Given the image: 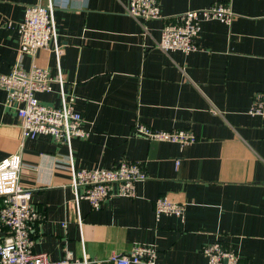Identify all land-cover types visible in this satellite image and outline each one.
Masks as SVG:
<instances>
[{"label":"crops","instance_id":"crops-1","mask_svg":"<svg viewBox=\"0 0 264 264\" xmlns=\"http://www.w3.org/2000/svg\"><path fill=\"white\" fill-rule=\"evenodd\" d=\"M54 6L61 56L38 50L18 56L17 25L30 5ZM127 0H0V74L35 63L63 80L88 132L70 146L40 134L23 138L15 109L0 89V160L20 152V185L40 215L32 251L61 260L88 255L87 264H112V252L134 244L157 250V264H206L202 248L218 241L240 264H264V117L250 115L264 99V0H160L162 19L138 22ZM223 6L230 23H200L196 51L155 47L162 25L188 10ZM37 93L59 106L57 84ZM153 130H187L190 145L132 135L135 123ZM110 168L139 162L146 174L135 196L113 197L92 210L74 203L67 166ZM178 162V164H176ZM184 205L183 218H154V200Z\"/></svg>","mask_w":264,"mask_h":264},{"label":"built area","instance_id":"built-area-1","mask_svg":"<svg viewBox=\"0 0 264 264\" xmlns=\"http://www.w3.org/2000/svg\"><path fill=\"white\" fill-rule=\"evenodd\" d=\"M159 1L127 0L124 12L138 22L162 19ZM233 16L228 9L217 5L172 16L162 25L155 47L164 53L196 51L195 38L200 33L202 21L217 19L230 23ZM17 32L18 56H34L42 49L50 50L56 57L63 52L51 2L45 6H27L17 25ZM54 83L58 86L60 98V105L56 107L45 105L36 98L37 93L51 92ZM62 84L60 75L52 78L35 63L29 70L15 65L7 74H0V89L5 93L4 106L15 109L23 138L45 134L52 136L55 142L70 146L71 140L84 139L88 135L80 114L75 110V98L64 92ZM248 114L264 117V99L260 95L253 98ZM132 135L180 146L196 141V136L187 130H153L139 122L135 123ZM70 156L67 166L74 203L86 201L92 210H98L102 202L109 198H133L135 185L146 179L139 162L121 160L110 168L77 170ZM21 170L20 152L0 160V264H87L89 257L84 252L81 259H74L70 252H66L63 259L50 260L45 253L32 251V226L40 220V215L30 202L29 192L20 185ZM153 214L156 220L162 215L183 218L184 205L167 196H159L154 200ZM202 254L206 264H240L237 253L218 241L202 248ZM108 261L112 264H157V250L153 245L134 244L126 252H112Z\"/></svg>","mask_w":264,"mask_h":264}]
</instances>
